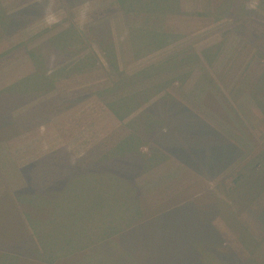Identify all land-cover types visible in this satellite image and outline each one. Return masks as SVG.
<instances>
[{
  "label": "rangeland",
  "instance_id": "rangeland-1",
  "mask_svg": "<svg viewBox=\"0 0 264 264\" xmlns=\"http://www.w3.org/2000/svg\"><path fill=\"white\" fill-rule=\"evenodd\" d=\"M119 3V0H0V100L5 98L0 105L9 113L7 118L13 119V123L0 126V169L11 168L14 181L40 189L67 176L57 186H49L50 193L61 190V194L73 176L98 169L96 162L105 158L107 149L115 147L129 132L138 131L145 138L140 142L135 136L129 139L130 146L136 147L142 158L145 154L142 150L151 152L149 144L162 141V151L152 160H161L156 166L170 155L180 157L181 146L188 152L195 148L193 153L198 152V158L191 153L193 160L180 158L190 165L178 175L181 185L156 191L155 196L146 193L143 202L146 212L141 217L152 215L172 194L179 192V195L177 201L160 207L163 213L157 219L156 229L145 230L144 238L175 244L177 252L188 258L194 250L195 261L201 264H264V11L260 9L262 4L264 10V0H210L209 11H194L191 16L174 19L172 15H144L148 20L138 24L150 23L156 28H140L155 40L154 47L167 45L186 33H192L195 41L202 34L209 35L206 59L179 57L176 64L177 59L168 56L169 46L149 56L137 57L136 51L132 52L133 57L122 54L123 46H131L120 42L125 41L126 33L131 37L142 33L137 25L123 26L127 30L121 27L124 19ZM136 4L137 0H128V5ZM220 5V11L216 10ZM6 15L11 17L9 26L4 24ZM111 20L118 27L114 30L115 39ZM231 36L237 41L229 42ZM116 39L121 47L120 54L114 55L111 46ZM224 45L230 51L226 57L221 52ZM136 46L139 54L145 53L143 44ZM107 49L111 51L110 58ZM20 57H27L33 64V71L25 76H30L28 81H22V77L14 80L20 75L12 76V68L16 66L13 62ZM191 67L195 75L187 76ZM136 69L139 70L135 73L148 70V77L143 74L137 84L129 80V85L115 86L120 73L134 74L131 72ZM132 86L154 87L127 95L128 90L135 93ZM167 86L169 96L188 106H163L167 95L161 91L156 97L162 98L143 109L142 103L151 93ZM181 86L190 89L186 92ZM118 96H122L119 100L124 106L114 107L123 114L141 104L142 107L125 117L129 121H120L118 125L115 120L107 125L104 118L111 110L109 104L117 101ZM20 98L27 103L21 105ZM94 109L98 120H102L96 125H92L90 113ZM75 110L78 112L73 115ZM152 115L155 118L149 119ZM149 120L155 139L148 138L145 123ZM200 120L210 129L198 134L195 129ZM93 130L102 135L90 138ZM111 131L116 133L106 136ZM81 132L85 134L79 137ZM49 133L61 138L79 137L72 144L80 153L73 147H64L46 160L38 159V165H33L37 160L28 163L31 159L28 158L20 170L18 164L25 161L29 151L27 140L38 136V141L42 135L50 138ZM44 138L42 141H47ZM226 140L235 145L234 153ZM117 147L116 151L122 149L121 144ZM167 173L165 167L156 172L161 188L166 187ZM187 185L188 191H181ZM15 191H10L11 198L0 199V264H39L35 260V256L40 257L35 241L43 242L47 232L37 234L35 240L31 235L34 221L28 214L43 222L52 205L48 209L38 202L37 206L32 205L23 193ZM207 213L210 218H201ZM69 217L71 220L64 222L74 229H67L68 232L81 230V222L74 215ZM210 222L212 230L208 229ZM59 226L63 227L61 222ZM50 232L57 242L68 241L74 246L80 241L79 236H67L59 229L52 228ZM11 238L15 242H10ZM88 247H78L74 251L81 253L70 260L65 258L67 255L57 258L56 264H87L84 258L90 255ZM47 254L44 251L43 255ZM96 262L92 260L89 264Z\"/></svg>",
  "mask_w": 264,
  "mask_h": 264
},
{
  "label": "crops",
  "instance_id": "crops-1",
  "mask_svg": "<svg viewBox=\"0 0 264 264\" xmlns=\"http://www.w3.org/2000/svg\"><path fill=\"white\" fill-rule=\"evenodd\" d=\"M133 1V0H131ZM138 4L130 6L128 5V0L125 5H120L119 3V10L123 13L124 22L121 20L123 26L132 27L137 25L139 31L142 34H138L134 37L128 36L126 33L124 40L120 41L121 43H129L130 47L123 46L122 54L125 57L132 56V52L136 51L135 56H146L154 54L157 50L162 49L163 47H170L169 57L176 58L178 62L179 57H185L187 60L192 58L201 59L204 58L207 54L206 50L209 47V35L202 34V36L194 40V35L192 33H186L184 36L174 39V41L170 42L167 45L161 46L158 48L152 45L155 43V40L150 38L146 35L141 27H151L152 25L149 23L145 24H138L142 21L148 20L146 16H159V15H172L171 18L174 19L176 16L182 15H190L192 12H202V11H209L210 9V0H137ZM263 1V0H261ZM262 5V4H261ZM260 5V9L263 8ZM221 5L216 9L220 11ZM141 10V11H140ZM141 16H133L135 15ZM130 15V16H129ZM191 16V15H190ZM183 17V16H182ZM148 25V26H147ZM111 31L114 35L115 39V29L118 28L117 25L113 20L110 21ZM153 27V26H152ZM125 30L126 27H123ZM156 29L155 27H153ZM150 31L157 32L155 30L149 29ZM130 38V39H129ZM132 38V40H131ZM237 38L231 36L229 38V42H236ZM137 44H143L146 49H144L145 53H140L137 48ZM150 46V47H149ZM120 44L116 40H114V46L112 49L115 53L120 54ZM226 45H224L222 49V53L226 57L230 54L228 52ZM166 56V57H168ZM133 57V56H132ZM209 57V56H208ZM210 58V57H209ZM206 59V57H205ZM16 66H14V71L12 76H17L14 80H18L20 77L25 78L33 71V64L30 59L27 57H20L16 58L13 62ZM23 64V65H21ZM122 67V66H121ZM194 67V66H193ZM193 67L187 70L186 75H195V71ZM139 69L131 73L137 72ZM129 71V70H127ZM126 71V72H127ZM130 74V72H128ZM21 78V79H22ZM13 83V82H12ZM147 87H154V86H132L135 91L137 89L147 88ZM170 86L161 87L156 92L151 93L146 101H144L141 105L143 109L149 108V106L160 100L162 97H156V94L160 93L161 91L164 93L162 95L165 96V101L163 106H168L171 104H178L181 107H187L188 104L182 102L181 100L169 96L168 90ZM187 92L190 89V86H181ZM128 88V89H131ZM136 88V89H135ZM127 89V90H128ZM107 106V104L105 103ZM141 105L138 109H141ZM108 108V107H107ZM109 109V108H108ZM133 110L129 112L126 116L131 115L132 113L136 112ZM161 111V110H160ZM159 111V112H160ZM78 110L73 112L75 115ZM91 116L93 117L92 125H96L98 122H102L99 119V115L97 114L96 109L90 111ZM125 116V117H126ZM140 116L138 114L136 118ZM123 118L119 120L117 116L109 109V113L107 112V116L104 122H107V125L112 124L113 122L118 121V125L121 122H127L130 118L126 119ZM129 117V116H128ZM155 118V116H150L149 119ZM135 119V117H134ZM147 119V118H146ZM148 120V119H147ZM117 123V122H116ZM204 121L196 122L197 128L195 129L196 133L198 132H206L210 128L203 124ZM151 125L152 121L145 123V127L148 131V138H154L153 132H151ZM164 125V124H163ZM162 125V127H163ZM91 126V125H90ZM92 136L90 138H99L102 135V132L93 130ZM119 132V131H118ZM117 132V133H118ZM135 134H126L123 136L119 142L115 144V147H119L122 145V149L120 151H116L115 147L112 146L107 149L109 152L105 155L107 158H111L114 156V153L130 155V150L133 149L135 152H138L136 147H131L129 144V139L132 136H135L136 139L140 142L145 140V138H141V135L138 131H134ZM116 132H108L106 136L115 134ZM85 134V132H81V135ZM43 136V135H42ZM39 136V140L37 141L36 137L30 138L27 140V146H29V151L26 153L25 161L20 162L18 164V168L21 170L23 165L28 161V158H31L28 163L34 162L35 160L48 157L53 155L54 153H59L60 149L67 147L68 149H74V151L79 152V148L75 147L72 142L74 143L77 141L75 139L79 137L70 136L68 138H61L55 136L54 133H49L50 138H44ZM47 139V141H42V139ZM102 138V137H101ZM155 139V138H154ZM100 140V139H99ZM127 144L129 146H127ZM149 153L148 151L142 150L145 154H143L144 158L137 155L128 162H123L122 164L125 166V171H118L116 166L113 163H103L100 164L99 161L96 162V168L92 171L83 172L79 175L73 176L65 183V187L62 190H58L59 193H52L49 192V186L53 185L55 182L59 181V178L56 179L52 184L49 186H45L44 188L48 187L49 193H41V194H33L32 192H27L24 189L26 187V183H19L14 181L11 177L12 170L9 169H0V199L2 198H11V190L15 189L21 193L22 196L29 199L30 204L36 205L37 203H41L43 208H50L51 206V213L48 215L46 219H43L41 222L40 220H36L34 218H30L31 215L28 214L29 219L34 221L32 224V237L36 240V235L41 233H46L45 239L43 242H36L35 241V248L38 252L40 257L35 256V260L38 261L39 264H56V259L59 257H66L67 259H72L77 256L79 252H76L78 247H82L85 249L89 245L90 255L84 258V261L89 264L92 260H98L96 264L107 263V264H201L200 261H195V254L194 250L189 253V258L185 257V254H180L177 252L176 248L177 245H173L169 242H159L155 238L151 240H146L143 236V232L145 230L154 231L157 226V219L162 215L163 208L160 207L163 204L169 202L172 204L174 201H177V197L179 192L172 194L170 199H167L166 202H161L156 209L153 210V214L151 215H144L142 214L145 211L144 206V199H146V193L155 196L156 191L161 192L168 187L172 188L178 184V177L179 174H183L185 171V167L188 168L186 162H182L180 158H187V156L183 155L184 147L181 146V153H179L180 157L176 155V157L170 155L167 159L161 162L158 166H156L159 161L155 160L152 161L156 156H158V152L162 151V141H155L152 144ZM36 146V148H35ZM78 146V145H76ZM117 147V148H118ZM26 148V149H28ZM142 149V148H141ZM148 152V153H146ZM80 153V152H79ZM113 153V154H112ZM140 153V152H138ZM191 155L194 156L193 148L190 150ZM112 154V156H111ZM150 154V155H149ZM188 156V160H193L192 156ZM79 156V154H78ZM172 156V157H171ZM104 158V157H102ZM102 158L100 160H102ZM105 158V159H107ZM142 158V161L139 160ZM170 159V160H169ZM176 159V160H175ZM17 167V165H16ZM162 167H165L166 171L168 172L164 177L165 186L164 188L160 187L159 180H156V172H158ZM147 171V172H146ZM68 174V173H67ZM65 174V175H67ZM134 175V177H130V175ZM63 177V176H61ZM60 177V178H61ZM65 177V176H64ZM67 177V176H66ZM138 178V181L136 179ZM67 179V178H66ZM191 186V185H190ZM32 190V189H31ZM29 190V191H31ZM57 191V192H58ZM181 191H188V185L185 189ZM155 192V193H154ZM57 194V195H56ZM182 194V192H181ZM36 196V197H35ZM40 198V199H37ZM189 202L193 203V199L188 200ZM183 203V202H180ZM177 205V204H176ZM175 205V206H176ZM171 207V206H168ZM198 212H196L197 214ZM70 215H74L76 218L75 220H79L81 222L79 231H70L68 232L67 229L73 230L72 224H67L64 221L71 220ZM201 218H210V214L207 213L206 216H201ZM34 219V220H33ZM63 227L59 226V222ZM63 221V222H62ZM55 231L59 229L63 231L64 234L67 236L77 235L80 237V241H77L74 246H71L70 242H66L65 244L62 242H57L53 240V236L50 232L51 229ZM113 235V236H111ZM110 236L112 238H110ZM31 237V238H32ZM15 238H11L10 242H15ZM76 240V239H75ZM93 247H99L98 250L91 249ZM47 252V255H43V253ZM74 254V255H72ZM14 262H18L17 258H13ZM83 259V257H82ZM102 259V260H100ZM105 261V262H102ZM105 263V264H106Z\"/></svg>",
  "mask_w": 264,
  "mask_h": 264
},
{
  "label": "trees",
  "instance_id": "trees-1",
  "mask_svg": "<svg viewBox=\"0 0 264 264\" xmlns=\"http://www.w3.org/2000/svg\"><path fill=\"white\" fill-rule=\"evenodd\" d=\"M120 1V3H121V5H125L124 3H126L127 2V0H119ZM122 2H123V4H122ZM5 18H6V21H4L5 23L4 24H6V25H8L9 26V24H10V19H11V17L10 16H5ZM111 48H112V46H111ZM110 48V49H111ZM107 54H109V58H110V55H111V51L110 50H108L107 49ZM112 57V56H111ZM157 67H160V66H157ZM163 66H161V68H162ZM147 71L148 70H143V71H141V72H138V73H134V74H124V73H120V78H119V83H118V81L116 82V84H115V86H126V85H129V80H135V83L134 84H137L136 83V81L137 80H141V78H142V76H143V74H145L147 77H148V75H147ZM30 79V76L29 77H27V78H24L22 81H28ZM144 89H146V88H142V89H137V91H135V93H129V90L126 92V94L127 95H136V94H139V93H141L142 91H144ZM107 93H110V92H108L107 91ZM8 95V94H7ZM6 95V96H7ZM122 96H118L117 98H116V100L117 101H114L112 104H109V106H110V108H111V110L115 113V115L117 116V117H120L121 119H123L125 116H126V114L124 113H121L119 110H117L115 107H114V105L116 104L119 108H122L123 106H124V104H122L121 102H120V98H121ZM21 100H19L20 101V103H21V105H25V103H27V102H25V100L24 99H22V98H20ZM23 100V101H22ZM5 101V98L4 99H1L0 100V103H5L4 102ZM12 101H14L15 102V100H14V98H13V100ZM7 102V101H6ZM259 103L261 104V106H262V104H263V102H260L259 101ZM20 106V105H19ZM139 107V106H138ZM135 110L137 109L136 107L134 108ZM133 111V110H132ZM129 113V112H128ZM7 115H9V113L5 110V109H2L1 108V105H0V126L1 125H3V126H6V125H9V124H11V123H13V119L11 118H7ZM202 132V131H201ZM201 132H198V134L199 133H201ZM226 143H227V145H229V147L233 150L232 152L234 153V151L236 150L235 148V145H233V144H231L229 141H225ZM193 150H194V152H196V149L195 148H193ZM131 152H130V155H127L126 153H124V154H113L114 156H112V154H111V158H107V157H105V158H107V159H105V158H102V160H99V163L98 164H100L101 162H103V163H113L115 166H116V169L118 170V171H125V166L122 164L123 162H128V161H130V160H132L135 156H136V154H138V153H136L135 152V150H133V149H131L130 150ZM185 152V154L183 153V155L185 156H187V158H188V156H189V154H190V152H188L187 150H185L184 151ZM197 156V158H198V155H199V153L197 152V154L196 153H194V156ZM200 156V155H199ZM46 158H48V157H45V158H41L40 160L42 161L43 159L44 160H46ZM40 162H39V160H37V162H35L33 165H38ZM211 164V163H210ZM210 166V165H209ZM211 166H213V168H215L214 167V165H211ZM215 166H219L218 164L217 165H215ZM66 179V176L65 177H61V178H59V181H57V182H55L54 184H53V186L55 187V186H57L58 185V183L60 182H63L64 180ZM29 181H30V179H29ZM32 189V190H31ZM25 190H27V192H32L33 194H35V193H37V194H43V193H49V192H47L48 191V187H46V188H42L41 187V189L40 188H34L33 187V185L31 184H28V185H26V187H25V189L23 190L24 191V193H27V192H25ZM29 190H31V191H29ZM208 220H210V219H208ZM210 225H211V222H210V224L208 225V229L209 230H212L211 228H210ZM210 234V233H209Z\"/></svg>",
  "mask_w": 264,
  "mask_h": 264
}]
</instances>
